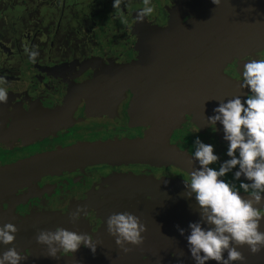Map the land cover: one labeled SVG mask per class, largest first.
<instances>
[{
	"label": "rangeland",
	"instance_id": "1",
	"mask_svg": "<svg viewBox=\"0 0 264 264\" xmlns=\"http://www.w3.org/2000/svg\"><path fill=\"white\" fill-rule=\"evenodd\" d=\"M17 1L19 0H0V17H3L2 13L7 11V7H9L7 6V3L14 2L16 4ZM68 1H71V3L73 1L76 2L75 11L79 18L81 15L82 5L90 1L93 3V1L96 0ZM141 1L143 2V0ZM151 1L152 4H154L155 1H158L159 7L173 4V0ZM177 1L183 0H176V2ZM185 2L189 4L196 2L199 6L203 5V8H198L203 9L201 11L185 12V18L187 19L189 17L188 21L191 23V25L193 22H196L198 16L205 10H209V8L214 10V6L217 7V5H214L211 0H185ZM107 3L108 1H106V4H104L107 5ZM123 4L124 5H120L119 8H115L114 10L124 9L129 12L132 11L137 13L142 7H131L130 3L127 4V2H124ZM175 4L176 3L174 2L173 6H175ZM32 5H35V3ZM32 5H30L31 8L33 7ZM262 5H264V0H221L218 6H220L219 9L227 11L233 20L237 19V21H234L236 24H240V22L243 20H240V17L243 16L245 11H251V13L255 15H264ZM54 10V15L46 16L47 13L45 14V9H42L41 5H38L36 10H33V12H41V15L36 13V16H38L39 19H37L35 24H33L31 23L32 21L30 17H26L27 25L25 28H23V30L27 29V31H31L32 29H35V26L51 25L52 23L48 24L46 23V20L48 17H58V8ZM70 11L74 12V10ZM70 11L66 9L63 16L64 20H62V22L68 21L67 19L70 16ZM108 11L109 10H104L103 13ZM126 18V13L120 10L119 12H112L105 23L107 22L106 25H109L115 22H120ZM217 25H219L218 28L215 29L213 25L209 31L213 30L217 33L228 31H225V29L219 30L221 26H224L220 21L217 22ZM76 34L78 35V33ZM134 34L131 35L130 32L126 33V37H133ZM136 36L144 38V36H141L140 34H137ZM150 39H154V36L152 35ZM156 39L158 38L156 37ZM56 41L58 40L56 39ZM108 43V40L107 42L103 41L102 37L100 36L98 41V46H100V48H103V50L108 49ZM132 44L125 42V46L130 48V51L124 52L126 58L131 57V54H139V51L137 49H132V46H136L137 48V46L140 47L141 44L139 42ZM231 45L233 47L239 45L237 49L240 51L246 50V45L243 42H239L238 39L233 40ZM80 46L84 50V54L80 56L77 55L73 58L68 55L70 58L66 56L69 59L64 61V63L62 61L63 59L57 60L56 56L53 55H50L48 60H42V57H44L45 54H41V52L37 49L39 56L37 57L35 63H33L26 56V58L23 60L18 58L16 60L10 59V63L7 62L6 64H3L2 62L0 64V77H6V87L8 89V103L3 105L0 104V127L6 129V133L3 132V128L0 132V159L6 158L7 155L18 154L19 150H22L23 147L34 146L35 144H38L37 141H35L37 139L36 132L46 126L54 127L56 123L65 120L68 121V124L62 127L63 133L77 130L86 132L104 129L110 126L117 127L120 125L123 127L122 129L133 127L134 129H137L138 132L152 133L159 139L166 137L167 142L172 140L175 145L184 144V150H190L192 152H195L196 146L193 142L198 136L202 142L214 145V151L220 156L221 162L228 159L226 156L227 142L223 140L222 125L217 122L215 129L214 127L210 128L207 124L208 122L206 117L214 114L213 109L218 106L219 101H225L237 95L243 97L244 93L247 92V89L241 90L239 88L240 82L237 81L241 79L240 73L242 74V66L246 62H241L237 67L235 65L230 66L225 64V68H222L223 70H219V73L216 75L215 80L218 90L211 97L209 96L210 93H208L210 92L211 88H202V82L204 80L205 74L208 72L204 69L196 67L192 69V66L187 68H191L193 73L195 72L197 74V78L193 79L191 77L190 80L184 83V79L181 78V73H178L176 75L177 81L175 80V84L171 87H165L161 84H154V82L140 83L135 80H133V82L122 83L116 80V78L113 76L101 78V75H95L94 73L91 75V77L90 74H87V72L90 71V69L93 71L92 65L87 64V62L90 58H92L91 56L95 54V48H92L90 52L88 49L89 47L84 43H82ZM143 48L144 47H141V49ZM151 48H146V50H150ZM44 51L47 50L44 49ZM98 59L103 61L106 60L104 56L98 57ZM253 59L264 58L253 57ZM26 65H30L31 67L34 66V69H36V66L38 68L43 66L49 71H53L56 68L63 70L64 68L71 69V73L74 74L73 78L75 80L81 81V83L73 82L72 79H67V77L58 78L61 79V82H59L57 79H52L56 78L51 77L53 75L48 77L46 80L39 79V77L42 76V71H40V74L32 72V75L30 76H33V78H20V76L24 75V73H22L23 71L21 70V67ZM8 72L13 76L5 75ZM63 75H65V72L59 76ZM34 76H37L38 78ZM17 77H19V79ZM208 82L209 79L207 80V83ZM204 90L207 92V94ZM96 92L97 94L100 93L98 95L100 99H98L99 102H97V105L95 104ZM114 99H117V102H115ZM113 102H115V104H113ZM106 104H108V109L103 111H95L96 108L105 109ZM150 110H153V112ZM93 117L99 118L104 123L97 122ZM6 121L9 123L7 124ZM11 123L19 128L15 129L14 125H11ZM48 130L50 129L47 128L44 131ZM83 139L89 140L92 138L83 136ZM67 140L73 141L75 139L70 134H65V136L62 137V142ZM145 163V161L143 162L141 160H136L133 162L132 166H147L148 163ZM130 165L131 164H128V162H115L103 165L104 169L113 170L116 173H119L120 179H118L117 182L105 180V182L102 184H100L101 182L97 183V185H94L90 191L81 187H76L73 190L77 191L76 194H83L86 196H90L89 193H92L94 198L99 200V196L102 193H106L108 189H111V187L113 193L115 194L119 193L120 190H128L129 193L142 195L144 192L143 188L136 189V184L142 185L143 187L149 189L150 186L157 185L158 181L163 180V184L165 185L163 192L167 194V198L176 197L182 200L184 199L185 188L183 179H187L189 177L185 171L182 173L176 172L175 170L169 169L168 164L162 165L160 163H156L149 164L151 167H154L153 170H150L147 174H144L145 176L139 177L136 173H127V167ZM211 167L218 169L219 163L213 164ZM235 170L236 169L233 171ZM184 173L187 175L185 176ZM51 175H58V173L50 175L48 174L44 176V178L51 177ZM223 179L227 181H235L233 180L232 173H228V175L223 177ZM241 180H243V177H241ZM41 190L45 191L46 188H42ZM6 194L9 193H0V198L3 199L4 196L8 197ZM23 194L20 193L19 196H13L12 198H8L7 200H4L0 203V225L3 223L13 222V224L18 228V232L15 234V242H18L19 244L25 238V229L29 227L30 223L32 222V217L35 213V209L31 206L32 214L30 216H20V219L17 222L16 220L18 218H13V216L11 217L10 214H12L11 211L13 207H26L27 203L24 201H27L30 195L24 194L26 196H23ZM74 202L77 205L86 206L84 204V198L82 197H78L76 200L73 199L72 204H74ZM138 203L137 205L143 209L144 214L150 215L151 217L156 216L153 212H151V209H149L145 202ZM51 205L53 206V204ZM124 206L125 208H128L131 213H133L134 209L131 206H128V202L125 201ZM74 207L76 208V205H74ZM137 212H139V210H137ZM23 221L27 222L25 223V228V224L19 225V223H24ZM156 223L158 225L163 224L160 221H156ZM164 226H168L170 228L169 225L165 224ZM162 231L165 230L163 229ZM166 232H169V230H166ZM148 233H150V236L153 237L154 230L149 231ZM161 245L162 244L158 242L150 248L153 251L159 249ZM96 257L98 258L99 264H114L117 262L119 256L117 255L111 257L110 254L108 255L104 253L96 246V251L95 253L91 254L90 260L96 261ZM144 261H146V259H144ZM134 264L141 263L136 262Z\"/></svg>",
	"mask_w": 264,
	"mask_h": 264
},
{
	"label": "water",
	"instance_id": "2",
	"mask_svg": "<svg viewBox=\"0 0 264 264\" xmlns=\"http://www.w3.org/2000/svg\"><path fill=\"white\" fill-rule=\"evenodd\" d=\"M174 2L175 6H173ZM158 4V1H155L154 4L151 3L154 11L143 22H136L137 13L119 9L118 12L124 11L127 18L109 25H106L107 22L105 23L97 39L95 54L87 62L92 65L93 71L90 69L87 74L91 76L94 73L101 75V78L113 76L122 83L135 80L140 83L154 82V84L171 87L175 84V80L177 81L178 73L181 75L184 73V83L191 77L197 78V74L192 71L196 67L208 72L202 82V88H211L208 93L212 97L218 90L216 75L219 70L225 68V64L237 67L241 62H247L253 57L264 58V15H255L251 11H245L240 17V20H243L240 24H236L234 21L237 19L233 20L227 11L219 9L220 6H214V10L211 8L205 10L191 25L188 21L189 17L185 18V12L201 11L203 9L198 8H203V5L199 6L196 2L189 4L185 0L177 2L173 0V4L168 6L159 7ZM262 6V10H264V5ZM218 21L224 25L219 30L225 29V31L228 30L227 32L209 31L213 25L215 29L219 27ZM129 32L131 35L136 34L133 37H126V33ZM137 34L144 38L137 37ZM152 35L154 39H150ZM100 36L103 41L107 42L108 40V49L103 50L98 46ZM236 39L246 45V50L240 51L237 49L239 45L235 47L231 45V42ZM137 40L141 46H137V48L132 46V49H137L139 54H131V57L126 58L124 52L130 51V48L125 46V42L128 44L138 43ZM141 47L144 48L141 49ZM149 47L152 48L146 50ZM103 56L105 61L98 59ZM189 66H192V69L187 68ZM170 69H172V76L169 74ZM52 72L44 67L39 79H48ZM64 72L63 76H59L62 74L59 73V75L51 77H56L52 79H57L59 82L61 79L58 78L67 77L73 82L81 83L73 78L74 74L71 73V69L66 68ZM99 94L97 92L95 94L96 105L100 99ZM114 100L117 102V99ZM107 106L108 104L105 109L95 106V111L106 110L109 108ZM126 158L172 163L183 168L188 175L199 166L195 161L190 163L191 155L184 149L167 142L163 137L159 139L152 133L145 132V136L141 138L115 137L57 146L0 165V193L16 192L19 187L35 178L57 174L67 169H75L80 164L91 165ZM241 195L246 196L247 194L241 193ZM193 202H195L194 198L190 199L185 196L183 200L176 197H168L166 200L163 197L162 201H156L158 204L154 206V212H158V217L171 218L170 226L173 228L169 235L162 229L155 230L157 241L162 245L159 249L151 250V259L141 264H178V261L181 260L183 264H195L188 252L185 238L190 232L189 222H195L200 218ZM146 204L148 205V203ZM148 216L151 217L145 215L142 218L146 220ZM177 223L180 228L185 230L183 236L175 226ZM260 230L264 231V220H261ZM238 250L246 257L243 264H264V248L256 255L250 254L247 246L239 247ZM206 264H216V262L210 260ZM233 264H241V262L237 261Z\"/></svg>",
	"mask_w": 264,
	"mask_h": 264
},
{
	"label": "flooded vegetation",
	"instance_id": "3",
	"mask_svg": "<svg viewBox=\"0 0 264 264\" xmlns=\"http://www.w3.org/2000/svg\"><path fill=\"white\" fill-rule=\"evenodd\" d=\"M106 1H108L107 5H105ZM124 2H127V4L130 3L131 7H143V2L141 0H123V3ZM34 3L35 5H32ZM112 3L113 0H96L93 1V3L92 1L85 3L84 5H82L81 15L79 16V18L76 15L75 11V1L71 3V1L69 2L68 0H19L16 2V4L14 2L7 3V6H9L7 7V11H4V13H2L3 17H0V20H2L0 21V64L2 62L3 64H6L7 62L10 63L11 60H16L17 58L23 60L26 58V56L28 57V55L24 52L25 46H28L30 49H38L41 54H45L44 57H42V60H48V57L50 55H53L56 56L57 60L63 59V63L70 57L73 58L77 55L80 56L84 54V50L80 46L82 43L89 47L88 49L90 52L92 48H95L96 50L97 39L102 32L101 30L104 28L105 21L109 18L112 12H118V10H114L115 8L112 7ZM123 3L121 5H124ZM30 5H32L34 8H31ZM38 5H41V8L45 9V14L47 13L46 16L54 15V9L58 8V17H48L46 23H52L51 25L35 26V29H32L31 31H27V29L23 30V28H25V26L27 25L26 17L29 16L32 21L31 23L33 24L36 23L37 19H39V17L36 16V13L41 15V12H33V10H36V7ZM42 5L44 8L42 7ZM106 6H108L109 8ZM66 9L69 11L74 10V12L70 11V16L67 19L68 21L62 22V20H64L63 16ZM104 10L109 11L103 13ZM61 22L65 23L66 25L62 24ZM76 33H78V35ZM56 39L58 41H56ZM44 49L47 51H44ZM66 56H68L69 58H67ZM35 68L36 69H34V66L31 67L30 65L21 67V70L23 71L22 73H24V75L20 76V78L24 77L26 79H29L33 77L30 76L32 75V72L40 74V71H44L43 66L40 68L36 66ZM62 70L63 69L56 68L53 70L52 75L57 76L59 75V73L64 72V70ZM169 74L172 76V69L169 70ZM5 75L13 76L9 72ZM17 78L19 79V77ZM181 78L184 79V73L181 75ZM150 111L153 112V110ZM94 120L99 123H104L99 118H94ZM6 122L7 124L9 123L8 121ZM67 124L68 121L65 120L56 123L54 127L46 126L43 129L39 130L38 132H36L37 139L35 140L38 144H35L34 146L23 147L22 150H19L18 154L7 155L4 159L1 158L0 165L12 162L20 157L27 156L41 150L53 149L57 146H67L79 141H93L115 137L141 138L145 136L144 132H138V130L134 129L133 127L122 129L123 127H121L120 125H118L117 127L110 126L104 129L91 130L86 132L77 130L70 132L67 131L63 133L62 127ZM11 125L14 124L11 123ZM14 127L15 129L19 128L15 125ZM2 128L0 127V132L2 131ZM47 128H49L50 130L44 131ZM3 132L6 133L5 128H3ZM65 134H70L75 140H67L65 142H62V137L65 136ZM83 136H87L92 139L85 140L83 139ZM163 139L166 140V137H163ZM168 142L174 144L172 140H169ZM177 146L181 149H184V144H178ZM184 151L191 156L194 154V152L190 150ZM136 160H141L143 162L145 161L146 163H148V165L138 167L132 166L133 162H135ZM115 162H128V164L131 165L127 167V173H136L139 177H143L145 176L144 174H147L150 170H153L154 167H151L149 164L156 163H160L162 165L168 164L169 169L175 170L176 172L180 173L184 172L183 168L175 166L172 163L126 158L112 162L93 163L91 165L80 164L75 168V170L74 168L67 169L59 172L58 175H51V177L47 178L41 176L31 180L30 182H27L26 184H24V186L19 187L16 192L6 194L8 195V197L4 196L3 199L0 198L1 203L8 198H12L13 196H19L20 193L30 195L28 197V200L24 201L27 203L25 208L13 207L11 211L12 214L10 215L11 217L13 216V218H18L16 222L20 219V216H30L32 214L31 206L35 209L34 216L32 217V222L30 223L29 227L25 229V238L20 242V244L18 242H14L17 250H19L22 255L27 256V259L21 261L20 264H99L97 257L96 261L90 260L91 254L93 252L83 246H81L79 251H77L73 255L74 261L73 256L71 257V254H68L67 257L63 256L64 254L61 253L62 256H60L58 259L47 256L46 246L38 244L35 240V236L37 235L38 230H54L57 226L78 233H91L94 236V239L97 241V247L99 249H101L108 255L110 254L111 257L117 255L119 256L117 262L114 264H133L136 262L146 263L151 259L152 256L150 255V247L159 242L157 241L155 230L164 229L165 233L166 230H169V235L170 231L173 228L170 226L171 218L164 219L162 217H158V212H154V206L158 204L156 203V201H162L163 197L167 200V194L163 192V188L165 186L163 184V180L158 181L157 185L150 186L149 189L143 187L142 185L136 184V189L143 188V191L145 193L143 192L142 195L129 193L128 190H120L119 193L115 194L113 193L111 187V189H108L106 193H102L99 196V200H96L92 193H89L90 196H86L83 194H76L77 191L73 190L76 187H81L90 191L94 187V185H97V183L100 182V184H102L103 182H105V180L117 182V180L120 179L119 173L103 168V165ZM184 175L186 176L187 174L184 173ZM230 182L234 183L237 186V189H239L240 182ZM42 188H46V190L42 191ZM239 190L242 191V189ZM24 194L23 196H26ZM78 197L84 198V204L86 205L85 210L87 211V215H81V218L75 224H73L69 222L68 214L75 210L74 205L77 206V204H75V202L74 204H72V200H76V198ZM125 201L128 202V206H131L134 209L133 214L137 215L140 218L141 222H143L147 228V231L142 233V235L145 237L143 244L140 246H129L132 248V250L128 253H123L122 250L118 248V246L115 244L114 237L108 234L105 223L107 217L112 213L123 211L130 212L129 209L125 208L124 206ZM138 202L148 203L147 206L156 216L151 217L152 219L148 216V219L146 220L142 218L146 214H144L143 209L139 207V205H137ZM51 204H53V206ZM192 204L197 208L195 202H193ZM137 210H139V212H137ZM261 211L264 212V209H261ZM156 221H160L163 224L158 225ZM25 223L27 222L19 223V225H23ZM165 224L169 225L170 228L168 226H164ZM25 226L26 224L24 225V228ZM175 226H178V223ZM152 229L154 230L153 237H151L150 233H148L149 231H153ZM11 246L12 245L0 244V253L6 250L7 247ZM144 259H146V261H144Z\"/></svg>",
	"mask_w": 264,
	"mask_h": 264
},
{
	"label": "clouds",
	"instance_id": "4",
	"mask_svg": "<svg viewBox=\"0 0 264 264\" xmlns=\"http://www.w3.org/2000/svg\"><path fill=\"white\" fill-rule=\"evenodd\" d=\"M219 5L221 0H211ZM123 0H113L112 7L119 8ZM145 5L136 14V22H143L154 11L151 0H143ZM28 58L35 63L38 50L24 47ZM241 79L237 80L241 90L247 89L243 97L234 96L219 101L213 115L206 117L210 128L217 122L222 125L223 140L227 142L226 156L221 162L213 144H206L197 136L194 140L195 152L192 161L198 167L184 180V196L194 198L199 220L189 222V234L185 237L190 257L195 264H233L243 262L246 257L238 250L247 246L249 253L256 255L264 248V231L260 230L264 220V59H250L242 66ZM6 77H0V104L8 103ZM219 163V168L211 165ZM236 169L235 171H233ZM232 173L237 186L223 177ZM243 177V180H241ZM241 193L247 194L241 195ZM86 206L77 205L70 212L69 222L75 224L81 215H87ZM106 230L114 237L115 244L123 253L132 250L129 246H140L147 231L140 218L128 211L110 214ZM183 236L185 230L177 226ZM18 228L11 222L0 225V244L12 245L0 253V264H20L27 259L15 247ZM35 240L46 246L47 256L58 259L86 247L93 253L97 241L91 233H78L63 227L54 230H38ZM226 253V256H225ZM181 255L183 253L181 252ZM183 264V261H178Z\"/></svg>",
	"mask_w": 264,
	"mask_h": 264
}]
</instances>
